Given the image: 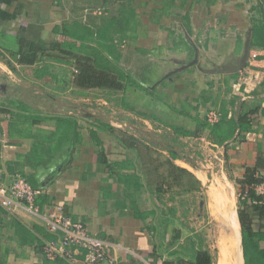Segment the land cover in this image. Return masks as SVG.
<instances>
[{
    "label": "crops",
    "instance_id": "obj_1",
    "mask_svg": "<svg viewBox=\"0 0 264 264\" xmlns=\"http://www.w3.org/2000/svg\"><path fill=\"white\" fill-rule=\"evenodd\" d=\"M59 1L61 3V0H0V55L8 57L1 58L0 62L8 65L13 61L18 67L17 95L28 82L53 80L64 89L61 91H73L75 98H87L88 89L66 84L73 79V65L57 62L54 56L46 55L43 56L44 61L21 64L12 54L19 48L20 39L51 42L61 38L55 27L71 20L74 15L70 7L59 4ZM128 5L129 21L113 18L123 23L136 19L137 25L142 22L141 30L140 25H136V46L143 48V52H149L157 43L158 48L168 54L159 56L157 62L135 60L137 67L158 66L155 78H150L158 79L152 84L145 83L138 72L140 68L125 77L126 87L120 91L127 93L131 104L128 114L132 118L128 119L134 120V116L138 115L150 127L152 121L144 116L148 110L165 122L163 116L170 109L174 121L169 120L166 114L172 122L169 127L172 125L187 133L180 134V139H186V147L189 146L193 154L201 159L206 152L213 161L218 159L223 173L229 174L237 183L248 168H255L262 181L253 188L257 193L260 190L259 193L264 194V0H132ZM134 23H131L130 30L133 27L131 32L136 33ZM129 32L127 38L130 37ZM230 33H235L238 38L243 36L245 40L231 41L226 37ZM61 39L68 38L62 36ZM91 44V48L96 46ZM248 46L251 49L255 46L253 49L258 56L252 67L247 69V76L236 81L232 78V71L226 68H205V58L214 60L210 56L212 50L214 55L224 57L223 50L229 49V54H235ZM44 63L52 70L58 68V75L38 76L36 70ZM63 67L67 71L61 69ZM196 71L198 75L192 77ZM167 93L170 94V102L167 101ZM5 96L11 98L8 103H14L11 101L13 96L18 98L16 95ZM150 97L152 104V99L156 98L159 104L152 109L147 107ZM21 102L26 103L18 99L16 108L0 106L4 109L0 111V168L5 173L29 176L37 181L36 187L45 188L46 193L41 197L42 207L62 204L66 214L82 219L91 233L110 242L108 257L116 258L121 264H180L182 260L193 261L198 251L208 250L204 247L186 256L179 248L184 238L182 229L177 227L180 220L177 194L182 189H168L166 175H160L159 171V179L153 183L148 172L140 170L145 161L149 162L143 154V150L151 146L148 140L132 137L124 144L120 137L123 123L107 122L114 129L110 131L104 127L106 122L102 120V109L83 103L81 106L73 105L67 114L60 115L76 121L82 138L65 143L58 152L50 153L43 149L45 146L38 147L41 151L38 153L34 148L37 145L62 144L60 133H57V117L60 116L52 118L51 125L39 124L41 119H45L41 116L43 113L27 103L25 109ZM241 104L248 108L261 105L250 122H242L241 125L248 129L246 135L222 145L214 143L210 129L202 126L205 111L210 105H216L217 109L226 105L229 116L233 113L238 115ZM92 132L102 141L101 145L96 143ZM201 133L203 136H199ZM203 146L207 147L205 152ZM102 151L105 162L100 155ZM36 153L41 162L34 161ZM192 158V155L180 153L179 157L170 159L180 166V171L185 169L184 172L195 174L203 184L207 169L191 164ZM191 167L201 171V177L197 172L193 173ZM240 195L239 192L238 219ZM245 197L248 200L245 209L254 224H261L264 231V219L254 212L255 202L247 194ZM53 237L31 215L22 212L20 217H15L0 206V264H67L63 260L45 257L42 244ZM260 241L264 243V238ZM220 253L219 246L218 262ZM78 264H84L83 257ZM104 264L110 262L107 260Z\"/></svg>",
    "mask_w": 264,
    "mask_h": 264
},
{
    "label": "rangeland",
    "instance_id": "obj_2",
    "mask_svg": "<svg viewBox=\"0 0 264 264\" xmlns=\"http://www.w3.org/2000/svg\"><path fill=\"white\" fill-rule=\"evenodd\" d=\"M131 2L132 0H61V3L60 1L58 3L70 7L74 17L82 18L85 22L96 23L97 20L99 21L102 13H107L112 17L118 18L119 20L124 19L129 21L130 18L128 19V17L130 11L127 7H130L128 4H131ZM139 12L141 14L142 9ZM134 20L133 22L135 23L132 25H135L134 31L136 32L137 21L136 19ZM139 25V29L141 30L142 22H139L137 27ZM131 30H133V27ZM131 30L129 32L130 37L123 40L121 45L118 47L119 51H117V53L122 54V58L118 63L116 61L114 62V60L111 59L110 56L105 52L100 50L97 45L94 47V57L97 65L104 69H110L111 65H113L114 71L117 72L123 79H125L128 74L132 75L133 72H136L140 68L137 67V61L135 60H149L148 62L151 63L153 60L157 62L159 56H168L166 51L160 50L158 48L157 43L154 44V47L151 48V51L149 50V52H143L141 50L143 48H138L139 46H136L138 43L137 32L133 33ZM156 36L158 37V35ZM237 36L238 35L235 33H230L226 37L231 39V41H237L240 38L241 40H245L243 36H240V38ZM133 39H136L137 42L133 43ZM92 46L93 45L91 43L87 44V47ZM254 47L255 46H252V49L250 48L249 58L244 57L246 49L236 51L235 54H229V49L223 50L221 53L225 55L224 57L221 55H214L212 50L210 52V56H213L214 60L209 61V58H205V68L217 69L222 67L228 69L229 71L232 70V78L233 80L237 81L240 77L247 76V69L252 67L254 60L257 58L252 57ZM256 50H258L257 46ZM4 58L7 59L8 57L3 55L0 57L1 60ZM244 59L246 60V65L240 69ZM133 61L134 63L132 65ZM157 67L151 66V70H149V72L155 73ZM18 72V67L13 64V61L8 63V65L0 62V106L6 105L10 108H16V102H18V99H22L24 102L31 105L32 108L43 113L41 116L45 117V119H41L39 124L51 125L54 120L52 118L67 114L68 109L72 108L75 104L81 106L83 103H86L88 106L102 109V120L104 122L107 123L110 121H117L119 123H123V126L120 127V129H122L120 135L124 137L127 142L130 141V138L132 137H136L140 140H148L149 143H151V146H149L150 150L145 148L143 150V154L149 160V162L145 161L142 164V168L140 170L146 173L148 172L153 183H156V181L159 179V171L160 175H166L168 180L166 181L168 189H182V191H179L177 194V200L180 201V220L177 222V227L178 229H182L184 238L180 243L179 248L186 256H191L197 250L206 247L213 257V263L217 264L219 256V239L220 235L225 230V223L221 217L222 215L215 214L210 207L211 198L209 191L211 187L220 189L226 187L229 194L233 197V199H235L234 202L236 209H238L239 192L241 193L242 188L236 181L232 179V177H230L229 174L226 175L223 173L221 161L216 159L217 161L215 162L212 160L210 155H207L205 152L207 147L203 146L202 149L205 152V156L201 159L189 150V146L186 147V139L181 140V136L178 137L172 125L169 127V124L172 123L169 120H173L174 116L170 109H168V112L166 113L169 116V120L166 118V114L163 116L164 119H166L165 122L148 110L147 114H144V116L149 118V120L153 123L150 127H148L147 124L145 125L144 122L139 119L140 117L138 115L134 116V120L128 119L129 117L132 118V115L130 116L128 114V109L130 108L129 105L131 104L128 102L126 92L95 88L87 90V94H85L87 95V98H81L82 96L75 98L73 91H61L64 89L60 88L59 83H55L53 80H51V82L42 80V82H28L25 86V89L21 87V94L17 95V93H15V84L19 82L17 75L20 73ZM196 75H198L197 71L193 72L192 77H196ZM22 85L24 86V84ZM36 90H38L37 93H35ZM5 94L16 95L18 98L14 99L13 96V100L11 101L14 103H8L11 98H7ZM150 95L154 96L152 93H150ZM170 98V94L167 93L168 102L171 101ZM149 99L150 100L147 106L148 108L152 109L159 105L157 98L152 99L154 102L153 104L151 97ZM210 107L211 105L208 107V109ZM208 109L205 111V114L203 113L204 115H207ZM159 121L163 122V125L159 123ZM202 133L199 136H201ZM166 145L173 146L180 153H187L188 156L192 155L193 160L191 164L207 169L208 174L206 176L204 173L206 177L203 179V184L199 178L195 176V174L193 175L179 170L180 166L174 164V162L171 161L170 158L172 156L166 148ZM191 171H193V173L194 171L197 172L196 174L201 177V171L194 170L192 167ZM175 180H177V182ZM168 228L170 229V227ZM172 228L174 227H171V229ZM184 235L188 236L184 237Z\"/></svg>",
    "mask_w": 264,
    "mask_h": 264
},
{
    "label": "trees",
    "instance_id": "obj_3",
    "mask_svg": "<svg viewBox=\"0 0 264 264\" xmlns=\"http://www.w3.org/2000/svg\"><path fill=\"white\" fill-rule=\"evenodd\" d=\"M133 17L134 14L132 15V18ZM132 22L133 19H131L130 23L117 21L107 13H102L99 21L97 20L96 23L85 22L82 18L74 17L71 20L64 21L62 25L55 27L56 33L59 34L61 38L62 36L67 37V40L63 41L60 38L48 42L44 39L31 41L20 39L19 48L16 51H12V54L16 56L17 61L21 64H34L41 60L44 61L43 56L45 55L48 57L54 56V59L57 62L67 63L73 65L75 68V70L72 71L73 79L69 80L66 83L67 85H74L82 89L99 88L120 91L126 87L125 80L114 71L113 65H111L110 69L100 68L95 61L94 48L87 47V44L90 42L95 43L100 50L109 55L114 62L116 61L118 63L122 58V54L117 53V51H119L118 47L121 45L122 41L127 38ZM61 69L67 71L64 67ZM56 70L58 72L60 71L56 67L55 70H52L50 65L44 63L36 70V74L41 77L47 74H52V76L56 77L55 75H58ZM149 70H151V66H142L139 71H137L143 76L142 78L145 79V83L152 84L158 78L151 80L150 78H155V73L149 72ZM233 104H235V102ZM21 105H23L25 109L27 108L26 103L21 102ZM214 106L217 107L216 105ZM222 106L223 107L218 108L221 112V118L218 122L212 124L206 119V117L202 121V126L210 129L212 141L219 145L239 136H245L248 129H245L241 125L242 122H250L252 116L258 113L261 108V105L248 108L245 104H241L239 114L237 115V113H233L232 116H229L226 105ZM2 110L4 109L0 108V111ZM57 119L59 121L57 133H60L59 139L62 144L56 146H52V144L48 146L37 145L34 147L36 152H41L38 148L41 146H45L43 149H45L46 152H58L63 149L65 143H72L73 141H76L77 138H82L81 133L77 130L78 126L76 125V121L61 116L57 117ZM104 127L110 131H114L113 127L107 123ZM174 130L178 137L180 134L186 133L184 130H179L177 127H174ZM92 136L98 145L102 144V141L98 138L97 134L92 132ZM121 139L125 144V138L122 137ZM166 148L173 158L180 156V153L173 146L166 145ZM38 153H36L37 155L34 161L41 162V158L37 159ZM101 154L105 162L104 152L102 151L100 155ZM184 171L186 170L184 169ZM23 176L26 177L28 181L30 180L35 187L38 186L36 180L29 176ZM237 181L242 188L240 195L241 204L239 207V219L242 227L245 264H264V243H261L260 241V239L264 238V231L261 229V224H254L252 216L245 209L248 202L247 197H242L244 196V193L247 192V196L255 202V204H253L254 212L258 213L261 219H264V194L257 193L253 188V186L261 182L262 179L257 176L256 169L250 167L247 169L244 177ZM41 197L39 204L42 203ZM213 262L211 253L208 250L203 249L198 251L193 261L182 260L180 264H214Z\"/></svg>",
    "mask_w": 264,
    "mask_h": 264
},
{
    "label": "built area",
    "instance_id": "obj_4",
    "mask_svg": "<svg viewBox=\"0 0 264 264\" xmlns=\"http://www.w3.org/2000/svg\"><path fill=\"white\" fill-rule=\"evenodd\" d=\"M257 56L256 51L252 52L253 58ZM210 108L205 116L214 124L220 120L221 112L214 106ZM45 193V188L34 187L23 175L5 173L0 168V206L15 217H20L22 212L31 215L53 234V238L42 244L47 259L78 264L83 257L84 264H104L107 260L110 264H121L116 258L108 257L110 242L91 233L82 219L66 214L62 204L42 207L39 200Z\"/></svg>",
    "mask_w": 264,
    "mask_h": 264
},
{
    "label": "bare ground",
    "instance_id": "obj_5",
    "mask_svg": "<svg viewBox=\"0 0 264 264\" xmlns=\"http://www.w3.org/2000/svg\"><path fill=\"white\" fill-rule=\"evenodd\" d=\"M209 194L211 198L210 207L215 214L222 215L225 223V230L219 239L221 253L218 264H245L241 225L236 211L235 199L229 194L226 187L212 188Z\"/></svg>",
    "mask_w": 264,
    "mask_h": 264
},
{
    "label": "water",
    "instance_id": "obj_6",
    "mask_svg": "<svg viewBox=\"0 0 264 264\" xmlns=\"http://www.w3.org/2000/svg\"><path fill=\"white\" fill-rule=\"evenodd\" d=\"M249 56H250V47L248 46L247 47V49H246V53H245V58H249ZM246 63V60L244 59V61H243V63L241 64V68L240 69H242L243 67H245V64ZM240 69H238V70H240ZM230 71H232V70H230ZM242 247H243V240H242ZM243 253H244V251H243ZM244 261H245V258H244Z\"/></svg>",
    "mask_w": 264,
    "mask_h": 264
}]
</instances>
